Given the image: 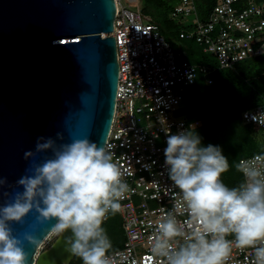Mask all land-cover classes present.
I'll return each instance as SVG.
<instances>
[{
    "label": "clouds",
    "instance_id": "1",
    "mask_svg": "<svg viewBox=\"0 0 264 264\" xmlns=\"http://www.w3.org/2000/svg\"><path fill=\"white\" fill-rule=\"evenodd\" d=\"M251 119L264 126V116ZM56 138L63 136L58 132ZM166 143L164 164L180 192L174 207L187 219L180 223L168 213L156 223L150 246L154 264H225L233 246L252 249L253 264H264V155L236 164L245 179L229 187L221 178L229 170L228 158L219 145H202L193 126L169 134ZM48 152L16 181L23 190L0 205V264H27L22 240L9 222H21L33 209L38 223L55 220V234L70 232L65 248L82 264H114L106 255L112 244L102 224L121 210L129 186L112 151L87 137L59 144L38 137L34 151L24 156ZM5 183L0 178V186ZM23 240L38 242L30 232Z\"/></svg>",
    "mask_w": 264,
    "mask_h": 264
},
{
    "label": "built area",
    "instance_id": "2",
    "mask_svg": "<svg viewBox=\"0 0 264 264\" xmlns=\"http://www.w3.org/2000/svg\"><path fill=\"white\" fill-rule=\"evenodd\" d=\"M118 3L113 31L107 33L115 38L119 73L105 146L124 172L129 191L118 212L122 245L106 255L114 264H154L150 246L156 223L168 213H175L180 223L187 219L174 207L180 192L164 164L167 136L190 126L195 130L201 124L183 112L185 92L199 77L212 83L211 74L217 68L234 70L238 63L264 53V0L204 2V15L200 0H178L171 11L173 17L194 14L190 28L179 29L178 39L193 40L213 57V66L187 60L186 48H176L152 16L147 14L145 19L141 9L132 10L121 0ZM253 115L264 116V102L241 113L243 123L264 131V126L253 122ZM257 155L264 151L244 156L239 163L253 161ZM253 259L252 249L233 246L225 264H253Z\"/></svg>",
    "mask_w": 264,
    "mask_h": 264
},
{
    "label": "water",
    "instance_id": "3",
    "mask_svg": "<svg viewBox=\"0 0 264 264\" xmlns=\"http://www.w3.org/2000/svg\"><path fill=\"white\" fill-rule=\"evenodd\" d=\"M115 13L116 0H0V178L6 180L0 205L23 190L16 181L33 161L51 155L25 158L38 137L105 144L119 73L115 38L107 34ZM37 215L33 209L21 222H9L27 264H68L70 232L38 252L55 220L38 223ZM25 232L36 245L23 240Z\"/></svg>",
    "mask_w": 264,
    "mask_h": 264
},
{
    "label": "trees",
    "instance_id": "4",
    "mask_svg": "<svg viewBox=\"0 0 264 264\" xmlns=\"http://www.w3.org/2000/svg\"><path fill=\"white\" fill-rule=\"evenodd\" d=\"M145 1L148 4L150 0ZM204 2L210 4L213 0H200L201 15L206 13ZM154 19L176 48H186L187 60L215 65L213 57L203 52L193 40L178 39L179 29H167L156 18ZM211 77L213 81L210 84L199 77L188 87L184 95L183 112L188 119H197L201 122L195 132L201 137L202 145L212 144L221 147L229 161V170L222 175L238 186L243 182L242 173L236 169L239 159L264 151V147H261L254 137L255 127L243 123L241 118V113L245 109L264 102V53L238 63L234 70L217 68ZM114 216L121 223L118 212ZM110 219L111 213L105 222H109ZM120 229L119 239L113 244L117 245L114 249L120 247L123 242L121 225ZM76 260L81 259H75L74 256L68 264Z\"/></svg>",
    "mask_w": 264,
    "mask_h": 264
},
{
    "label": "rangeland",
    "instance_id": "5",
    "mask_svg": "<svg viewBox=\"0 0 264 264\" xmlns=\"http://www.w3.org/2000/svg\"><path fill=\"white\" fill-rule=\"evenodd\" d=\"M122 3L129 5L128 0H121ZM199 1V0H198ZM178 3V0H150L147 4L145 0H139L138 4L134 3L129 5L132 10H137L138 8L141 9L142 17L146 19L148 13L149 16L156 18L165 28L177 30L180 28H190V24L194 19V14H190L187 16H176L173 17L171 15V11L174 6ZM199 4V3H198ZM254 137L257 140L258 144L264 147V131L258 128H255L253 131ZM222 180L226 185L229 187H235L237 184L233 183L232 181L228 180L224 175H222ZM111 214V219L109 222H103L102 227L105 229L108 237L111 240L112 247L108 250H112L117 247L115 242L119 239L120 236V225L121 223L113 217ZM120 223V224H119ZM58 235L54 232H51L50 235L47 236L46 240L40 245L38 251H42L48 248L55 238ZM75 259H79L75 257Z\"/></svg>",
    "mask_w": 264,
    "mask_h": 264
},
{
    "label": "bare ground",
    "instance_id": "6",
    "mask_svg": "<svg viewBox=\"0 0 264 264\" xmlns=\"http://www.w3.org/2000/svg\"><path fill=\"white\" fill-rule=\"evenodd\" d=\"M116 6H117V8L119 7L118 0H116ZM51 232H52V231H51ZM51 232H50L48 235H50V234H51ZM46 238H47V237H46ZM46 238H45L44 240H46ZM44 240H43V241H44ZM42 243H43V242H42ZM42 243H41V244H42ZM41 244H40V245H41ZM40 245L38 246V248H40ZM38 252H39V251H38Z\"/></svg>",
    "mask_w": 264,
    "mask_h": 264
}]
</instances>
